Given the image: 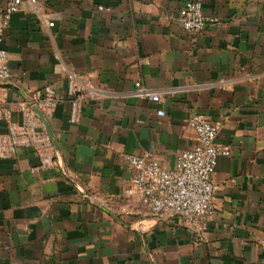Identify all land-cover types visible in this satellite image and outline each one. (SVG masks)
Wrapping results in <instances>:
<instances>
[{"label": "crops", "instance_id": "obj_1", "mask_svg": "<svg viewBox=\"0 0 264 264\" xmlns=\"http://www.w3.org/2000/svg\"><path fill=\"white\" fill-rule=\"evenodd\" d=\"M187 1L21 0L0 39L11 121L45 85L65 94L70 73L99 92L75 123L65 96L45 114L56 165L39 167L30 147L0 159V264H264V0H202L214 21L201 31L181 28ZM192 114L230 154L211 175L212 214L187 225L124 194L125 156L171 169L196 143Z\"/></svg>", "mask_w": 264, "mask_h": 264}, {"label": "built area", "instance_id": "obj_2", "mask_svg": "<svg viewBox=\"0 0 264 264\" xmlns=\"http://www.w3.org/2000/svg\"><path fill=\"white\" fill-rule=\"evenodd\" d=\"M20 4L21 0H7L0 7V39L12 13L20 9ZM178 20L183 30L195 31L205 29L214 21L204 15L202 0L185 2L178 12ZM47 25L52 26L53 22L49 21ZM10 76L8 53L0 48V83L7 82ZM98 92L90 77L70 73L65 94L47 84L36 95L19 102L21 123L11 121V112L3 106L0 98V115L7 123L6 133L0 134V159L12 157L21 147H30L38 158L39 167L56 165V153L46 126L45 114H50L56 103L65 96L71 105L70 120L75 123L79 121L83 103L94 98ZM134 94L152 101L161 100L156 92L140 82L135 83ZM163 113L162 110L157 111L158 115ZM187 123L195 132L196 143L193 148L178 154L175 166L171 169L162 167L150 155L125 156L133 169V175L124 194L136 198L153 215L167 214L188 225L203 223L212 214V199L217 186L211 175L217 158L229 155L230 150L216 144L217 124L199 114H192ZM83 196L90 200L95 198L94 194L85 191Z\"/></svg>", "mask_w": 264, "mask_h": 264}, {"label": "water", "instance_id": "obj_3", "mask_svg": "<svg viewBox=\"0 0 264 264\" xmlns=\"http://www.w3.org/2000/svg\"><path fill=\"white\" fill-rule=\"evenodd\" d=\"M37 113H38V115H39L40 117H42V115H41V113H40V112H38V111H37Z\"/></svg>", "mask_w": 264, "mask_h": 264}]
</instances>
